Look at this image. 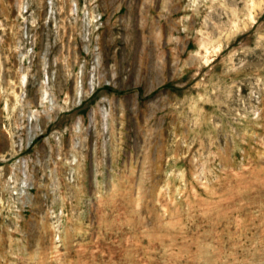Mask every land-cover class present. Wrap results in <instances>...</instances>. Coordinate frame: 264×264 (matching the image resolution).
<instances>
[{
    "label": "rangeland",
    "instance_id": "374dc122",
    "mask_svg": "<svg viewBox=\"0 0 264 264\" xmlns=\"http://www.w3.org/2000/svg\"><path fill=\"white\" fill-rule=\"evenodd\" d=\"M0 264H264V0H0Z\"/></svg>",
    "mask_w": 264,
    "mask_h": 264
},
{
    "label": "built area",
    "instance_id": "2783aa9c",
    "mask_svg": "<svg viewBox=\"0 0 264 264\" xmlns=\"http://www.w3.org/2000/svg\"><path fill=\"white\" fill-rule=\"evenodd\" d=\"M98 18H100V16Z\"/></svg>",
    "mask_w": 264,
    "mask_h": 264
}]
</instances>
